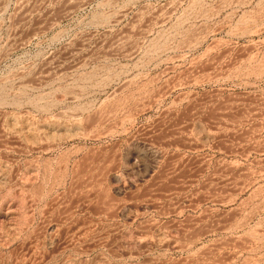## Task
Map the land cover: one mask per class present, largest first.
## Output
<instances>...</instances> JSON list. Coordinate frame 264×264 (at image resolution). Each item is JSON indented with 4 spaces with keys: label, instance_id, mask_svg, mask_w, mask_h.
I'll return each mask as SVG.
<instances>
[{
    "label": "rangeland",
    "instance_id": "rangeland-1",
    "mask_svg": "<svg viewBox=\"0 0 264 264\" xmlns=\"http://www.w3.org/2000/svg\"><path fill=\"white\" fill-rule=\"evenodd\" d=\"M0 264H264V0H0Z\"/></svg>",
    "mask_w": 264,
    "mask_h": 264
},
{
    "label": "bare ground",
    "instance_id": "bare-ground-1",
    "mask_svg": "<svg viewBox=\"0 0 264 264\" xmlns=\"http://www.w3.org/2000/svg\"><path fill=\"white\" fill-rule=\"evenodd\" d=\"M190 84V83H189ZM184 86V85H183ZM181 87V86H180Z\"/></svg>",
    "mask_w": 264,
    "mask_h": 264
}]
</instances>
